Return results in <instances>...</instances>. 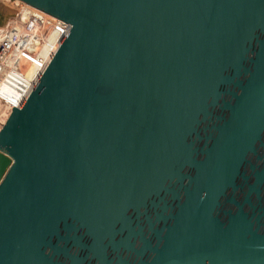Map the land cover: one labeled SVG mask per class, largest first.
I'll return each instance as SVG.
<instances>
[{
  "label": "water",
  "instance_id": "1",
  "mask_svg": "<svg viewBox=\"0 0 264 264\" xmlns=\"http://www.w3.org/2000/svg\"><path fill=\"white\" fill-rule=\"evenodd\" d=\"M13 1L70 30L0 130V264H264V0Z\"/></svg>",
  "mask_w": 264,
  "mask_h": 264
},
{
  "label": "built area",
  "instance_id": "2",
  "mask_svg": "<svg viewBox=\"0 0 264 264\" xmlns=\"http://www.w3.org/2000/svg\"><path fill=\"white\" fill-rule=\"evenodd\" d=\"M17 4L23 6L20 14L13 18L6 28L0 30V130L11 115L12 108L20 107L14 98L19 93V80L23 78V81H26L32 76L37 71L36 62L43 58L41 54H48L55 45L59 48L70 30L68 23L56 17L32 6L19 2ZM47 25L49 30L43 33L42 30ZM38 32L42 39H37L40 38L39 41L48 45V48L40 47L39 50L33 51V40ZM52 32L55 33L54 36ZM52 57L48 59L45 69ZM22 58L24 62L21 61Z\"/></svg>",
  "mask_w": 264,
  "mask_h": 264
},
{
  "label": "bare ground",
  "instance_id": "3",
  "mask_svg": "<svg viewBox=\"0 0 264 264\" xmlns=\"http://www.w3.org/2000/svg\"><path fill=\"white\" fill-rule=\"evenodd\" d=\"M48 30H49V26L47 25L44 27L42 32L44 33L45 31H48ZM54 35H55V33H53L52 36H54ZM37 37L41 38V35L37 36ZM37 37L35 36V39L33 40L32 50L37 51L40 49V47L48 48V45H44V42L39 41L40 38L37 39ZM57 46L58 45L53 46L48 54L47 53H46V55L41 54V56L43 58L36 62L37 71L32 76H30L26 81H23V78H22V80H19V82H18V84L20 85L19 90H18L19 93H17L16 96H14V98H16L15 100L17 101V106L21 107L25 103V101H26L27 97L29 96L30 91L32 90L34 84L37 82L38 78L41 76V73L45 69V67L49 61L48 59L50 57H52V55L57 52V50H58ZM44 51L47 52V50H45V49H44ZM21 61L24 62V58H22ZM1 107L2 106L0 105V109H1Z\"/></svg>",
  "mask_w": 264,
  "mask_h": 264
},
{
  "label": "rangeland",
  "instance_id": "4",
  "mask_svg": "<svg viewBox=\"0 0 264 264\" xmlns=\"http://www.w3.org/2000/svg\"><path fill=\"white\" fill-rule=\"evenodd\" d=\"M12 3H13V4H14V3L17 4V2H14L13 0H12ZM44 33H45V32H44ZM53 33H54V32H52V35H53ZM37 36H40V33H39V32L36 34V37H37ZM41 38H42V37H41ZM44 45H45V44H44ZM44 45H43V46H44Z\"/></svg>",
  "mask_w": 264,
  "mask_h": 264
}]
</instances>
